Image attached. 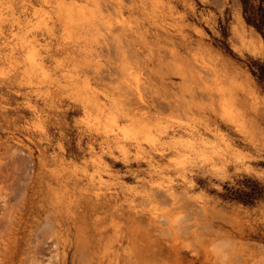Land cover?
I'll return each mask as SVG.
<instances>
[{"label":"rangeland","instance_id":"374dc122","mask_svg":"<svg viewBox=\"0 0 264 264\" xmlns=\"http://www.w3.org/2000/svg\"><path fill=\"white\" fill-rule=\"evenodd\" d=\"M91 19L109 27L108 86L76 70L65 75L71 60L52 55L64 26ZM121 73L139 84L138 123L119 117ZM206 85L217 94L202 95ZM166 96L181 106H155ZM83 97H97L104 115L89 114ZM0 162V203L9 210L44 223L57 196L78 214L67 240H49L43 263L66 250L68 264H84L77 227L87 240L107 228L104 247L119 212L143 246L153 248L142 228L157 214L179 245L168 250L165 236L164 251L135 254L138 264H264V0H0ZM99 194L104 207H93Z\"/></svg>","mask_w":264,"mask_h":264},{"label":"bare ground","instance_id":"6f19581e","mask_svg":"<svg viewBox=\"0 0 264 264\" xmlns=\"http://www.w3.org/2000/svg\"><path fill=\"white\" fill-rule=\"evenodd\" d=\"M76 25H78V23H76ZM64 27L67 36L63 40L59 41L58 45L54 49V52L52 53V55L65 54L71 60L70 62L71 68L70 65H68V68L66 66L63 67L64 74L67 75L71 71L76 70L82 73L88 81L90 79H93L95 81L100 82L103 85L108 86L109 84L108 81L111 79L112 76V65L110 64L109 61L110 40L108 34H106L107 32L104 33V31H106L105 29H109V27L105 26L104 30L101 31L102 28L99 27L98 20H94V19H91L89 21V24L86 26L83 27L76 26L75 30H72L73 29L72 28L71 29L72 31L69 29L70 27L69 28L68 26L67 27L64 26ZM48 47H49L48 53H50V51H52L51 43H49ZM48 55L51 56V54ZM102 58H104L103 60L104 62L102 61ZM120 77L122 80L121 81L122 84L126 85L125 86L126 98L123 96L124 92L121 94L122 97H118L119 102L121 104L120 107L121 111H119V117L127 118L132 122L138 123L140 117L143 116V114L140 113L139 110L138 111L135 110L136 108L139 107V104L142 102L141 93L138 90L139 84L138 82L134 81L133 77H130V75L128 76L126 74L125 76L124 73H121ZM230 80L233 81V78ZM135 86L136 88H134ZM199 92L202 95L206 96V98L207 96L209 98L215 96L218 90L207 88L206 85L205 87L200 88ZM129 94H132L134 97L132 99H129L127 97V95ZM226 95L228 96V94ZM105 97L108 98L109 93H106ZM177 99L178 98L175 97L172 98L171 96L168 97L166 96L162 100L156 98L153 101L155 103V106H158L159 108L163 106L178 107L181 106L180 105L181 103L179 104L178 101L179 99L178 100ZM213 101L214 100H212V102ZM238 101L239 103L244 104L245 97L244 96L239 97ZM82 103L89 114H91L92 111L97 109L98 110L97 114L100 113L104 115L105 107L103 103H101L102 107L99 109L100 102L97 97L96 99L94 97H89L87 99L83 97ZM229 110L230 109L225 111L228 112ZM237 111H239V109ZM213 113L215 114V111ZM225 113L223 114V116L225 115ZM236 116L238 117V115ZM220 118L222 119V116ZM215 126H214L215 130H218L220 124L218 123ZM141 127H139V129H141ZM206 128L208 130L212 129V128L209 129L208 127ZM137 131L134 130L129 134L131 138L137 140L138 145H141L140 141H138L139 137ZM97 132L100 133L98 130ZM101 133H102V143L108 146L110 142L108 129L104 128V130ZM150 145H151L150 147L155 146L154 143L152 144L150 143ZM1 167L2 166L0 165V170ZM56 197H52L50 201L49 208L47 209V213L45 215L44 223H40L39 218L36 216L24 217L26 211L25 208H23L22 211H19L17 215L14 213L13 210H9V207L4 202L0 203V264H15L16 261L15 259L17 255H19V253H23V255L25 254V257L20 259L19 264H26L28 263V261L32 259H36L33 262V264H68L67 263L68 254L66 250H63L52 261H45L43 263V261L38 260L40 258L39 255L40 254L44 255L43 254L44 250L46 248H49V240L52 239L53 243L59 242L60 239H63V237L65 240H67L65 237L69 235L70 228L68 226L66 227V225L69 223L70 220L73 221L74 223L77 221L76 217L78 214L70 216V214H68V211L70 210V206H67V209L63 211V207H64L63 202L60 199H58L59 197L57 198ZM98 197L99 198L95 199L96 201L90 203L93 205V207L95 206L97 208L104 207V205H102L104 201L103 199L104 195L99 194ZM68 198L70 199V196ZM174 199L175 198H171L170 201ZM163 202H167V200H164ZM70 203L71 200H69V204ZM142 213H143L142 211H138V210L135 211L134 215L136 221L140 222L138 218L142 216ZM124 217H125L124 213H119V212H117L116 214L112 213V216L110 218L112 230L109 229V231L111 232V238L109 239V243L106 244L104 247H102L101 244L103 240L108 236L107 228L100 230L99 228L96 227L95 230H93V235L94 236L97 235L98 237L90 238L87 240V238H85L87 237V235L84 234L85 229L80 226L77 227L78 234L75 245L76 247L75 252L76 251L79 252L81 258L82 257L84 258L85 261L84 264H95L97 263L98 259L102 261L100 262V264L104 263L105 261H107V264H123L125 262L127 264H138L136 262L135 254H137V256L142 257L144 256L143 254H145L149 250H151L154 253L164 251L165 244H163L164 241L163 239L165 236H169L168 250L179 249L178 243L170 233L171 231L170 232L166 231V229L162 226V219L160 215L158 214L154 215L152 221L150 222V225L145 228H142L143 233L146 236L145 238L153 243V248L143 246L142 242L137 239V236H135V234L139 231V228L132 227V229L130 230V235L127 234L124 228V223L121 222V220ZM47 228H51L50 234L46 232ZM183 228L186 231L189 230L195 232V230H190L191 228L190 225H184ZM13 229H16V231H13ZM125 241H128L131 244V246H129L131 251L127 254V258L122 261L118 257L116 258V254L119 251V249L124 245ZM100 246L102 247L103 250H101Z\"/></svg>","mask_w":264,"mask_h":264}]
</instances>
